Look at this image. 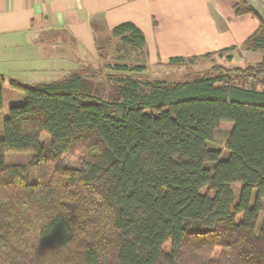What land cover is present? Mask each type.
Instances as JSON below:
<instances>
[{"label": "trees", "instance_id": "16d2710c", "mask_svg": "<svg viewBox=\"0 0 264 264\" xmlns=\"http://www.w3.org/2000/svg\"><path fill=\"white\" fill-rule=\"evenodd\" d=\"M230 1L236 15H253ZM111 36L117 55L145 49L131 23ZM246 47L264 54L260 22ZM105 67L111 101L82 72L8 82L23 102L2 123L0 264H264V91L237 82L264 77V58L178 81L144 78L145 65L119 60ZM220 124H231L225 160L208 148ZM7 153L30 159L6 164ZM73 156L77 167L64 166Z\"/></svg>", "mask_w": 264, "mask_h": 264}, {"label": "crops", "instance_id": "0c3cea01", "mask_svg": "<svg viewBox=\"0 0 264 264\" xmlns=\"http://www.w3.org/2000/svg\"><path fill=\"white\" fill-rule=\"evenodd\" d=\"M125 23L142 32L147 63L165 77H179L165 71L194 68L198 62L224 67L238 57L246 66L263 60L264 54L246 47L259 21L251 14L236 15L230 0H0L4 89L5 78L41 80L62 61L71 65L58 72L65 76L99 67L107 61V54L101 55L107 45H116L111 31ZM172 58L187 63L170 66ZM248 81L258 84L254 90L264 91L259 79Z\"/></svg>", "mask_w": 264, "mask_h": 264}, {"label": "rangeland", "instance_id": "374dc122", "mask_svg": "<svg viewBox=\"0 0 264 264\" xmlns=\"http://www.w3.org/2000/svg\"><path fill=\"white\" fill-rule=\"evenodd\" d=\"M115 49H116L115 45H112V43L108 44L106 47L107 53H105V51H103L101 53L102 56L107 54V56H108L107 61H105L103 64H100L99 67L93 66L91 69L89 68V70H87L86 72L83 73L85 78L91 79L93 81V85L95 86L97 93L105 101H111L116 96V91H114L115 86H114V84L109 83L107 81L108 73L105 72V71H107V69H105V66H104L106 64H108L109 66H112L114 61L119 60L121 63H125L127 65H145V68L147 71L145 70V72L143 74H141V75H144V78L145 77H147L149 79H153V78L169 79L170 78V76L165 77L164 75L160 74L159 72H157L155 66H151L147 63L145 51H143V50L142 51H131V50H124L123 49L124 52H119V55H116ZM262 58H264V55H262ZM261 62H263V60H260L259 62H252V64H248L246 66L245 62L240 60V57H238V58H236V60L233 63L224 64V67L227 70H234L236 68L245 69L247 67H255L257 65L256 63H261ZM211 66H212V64H208L205 62H198V64H196V66H193L194 68H192L189 65H186L183 68H177L173 71H165V72L166 73L173 72V73H175L176 76L185 77V75L188 76V75H192L194 73H202V72L208 70ZM67 67H71V65H65L64 61H62L61 65H55V69L53 71L47 72L46 75H44V79H41V80H35V79L31 78V77H35V76H22V77L18 78L17 80L5 78L6 79V86H5V89L3 91L4 108H3L2 112L0 113V138L2 137V123H3V120L7 117V110H8L9 105L12 103L23 102V96L20 93L14 91L13 89H10L8 87V82L13 80V81H16L19 84L24 85L26 87H34V86L39 85V83H41V84L42 83H48L51 81H57V80L61 79L63 76H65V74H59L58 72L60 70H65V68H67ZM76 67H78V66H76ZM81 68L84 69V65L81 66ZM72 69H71V71H72ZM168 70H171V69H168ZM77 72H79V70H77ZM110 73H112V72H110ZM39 76H41V75H37L36 77H39ZM179 77L170 78V79L172 81H178L181 79V78L179 79ZM259 81L264 83V77H261L259 79ZM237 82H238V84H240V87H242L244 89H256L258 87V84L252 83V82L248 81L247 79L237 81ZM249 83H252V84H249ZM9 95L13 96V98H12L13 102H10ZM230 125L231 124H220V128L215 133L212 142L208 144L209 149L221 151L220 160H225L228 157V152L226 150H224L223 148H224V141L226 139L225 131L229 130L228 128ZM47 140H48V138L46 136H43L42 139L40 140V142L46 143ZM29 159H30V155H28V154L7 153L5 155V163L6 164H22V163L28 162ZM63 165L69 166V167H77V165H78L77 156L65 157L63 159ZM205 167L211 168V165L206 164ZM231 189L233 191L234 196L237 198L238 193H239V185L234 184L231 186ZM204 192H205V189L201 191V193H204ZM252 205H253V201H252ZM263 214H264V198L262 200V212L259 216L258 225L261 222Z\"/></svg>", "mask_w": 264, "mask_h": 264}, {"label": "water", "instance_id": "95a60500", "mask_svg": "<svg viewBox=\"0 0 264 264\" xmlns=\"http://www.w3.org/2000/svg\"><path fill=\"white\" fill-rule=\"evenodd\" d=\"M242 2L264 26V0H242Z\"/></svg>", "mask_w": 264, "mask_h": 264}]
</instances>
